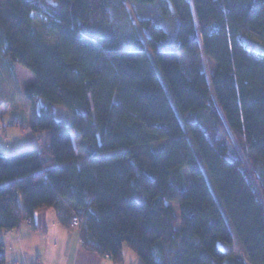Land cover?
I'll return each instance as SVG.
<instances>
[{
  "label": "trees",
  "instance_id": "obj_1",
  "mask_svg": "<svg viewBox=\"0 0 264 264\" xmlns=\"http://www.w3.org/2000/svg\"><path fill=\"white\" fill-rule=\"evenodd\" d=\"M127 1L0 0L3 71L33 76L45 139L0 153V230L74 210L83 245L116 263L126 245L144 264H264V50L243 37L264 44V0H131L175 13L173 38Z\"/></svg>",
  "mask_w": 264,
  "mask_h": 264
},
{
  "label": "rangeland",
  "instance_id": "obj_2",
  "mask_svg": "<svg viewBox=\"0 0 264 264\" xmlns=\"http://www.w3.org/2000/svg\"><path fill=\"white\" fill-rule=\"evenodd\" d=\"M149 5L153 7V9L144 7L135 1L128 0L125 5V10L129 12L132 18H135L136 15L148 16L152 19L154 25L164 28L170 38L175 37L178 28V18L175 13L167 16L159 9L157 2ZM35 27L40 28L38 25H35ZM133 33L134 35L135 33L139 34L140 38L146 42V37L150 34V28L149 26L142 27L137 23L135 27L128 32V35H132ZM46 36L50 40L53 39V36L50 34H46ZM243 37L246 38L247 48L250 51L264 50L263 43H260L246 34H243ZM128 46L134 49L137 44L132 42L131 45ZM153 62L161 76L155 60ZM21 68L18 66L15 67L14 75H10L9 72H2L0 76V153L4 154H12L34 147L41 149L45 143L44 136L34 134L30 129V125L34 121L35 116L32 105L24 96V87L28 82L32 81V76L30 73L26 72V69L23 70ZM161 79L164 82L162 76ZM171 100L174 103L173 99ZM55 112L59 118L70 119L69 112L63 106H56ZM77 145L78 144H76V146ZM229 145L231 150L239 155L248 167L243 152L232 135L229 139ZM78 156L79 158H84V156L77 151V157ZM176 211L178 212V208ZM70 227L73 228L72 226ZM234 250L235 255L237 257L240 256L242 251L237 245L234 246ZM124 253L125 262L127 264H144L141 258L126 245L124 247ZM103 256L109 257L107 255ZM241 256H243V254Z\"/></svg>",
  "mask_w": 264,
  "mask_h": 264
},
{
  "label": "crops",
  "instance_id": "obj_3",
  "mask_svg": "<svg viewBox=\"0 0 264 264\" xmlns=\"http://www.w3.org/2000/svg\"><path fill=\"white\" fill-rule=\"evenodd\" d=\"M17 66L21 68L15 65L14 72ZM0 71L6 72L1 63ZM68 224L54 208H40L34 211L31 223L25 222L10 231L0 230L6 250L4 264H127L124 252L123 261L116 263L87 249L81 242L79 228Z\"/></svg>",
  "mask_w": 264,
  "mask_h": 264
},
{
  "label": "built area",
  "instance_id": "obj_4",
  "mask_svg": "<svg viewBox=\"0 0 264 264\" xmlns=\"http://www.w3.org/2000/svg\"><path fill=\"white\" fill-rule=\"evenodd\" d=\"M25 221L27 223H31V218H26ZM80 224V218L78 217V215L76 214V212L73 210L71 211V218L69 220V226L72 227H78Z\"/></svg>",
  "mask_w": 264,
  "mask_h": 264
}]
</instances>
